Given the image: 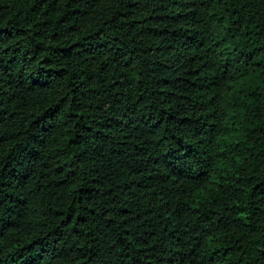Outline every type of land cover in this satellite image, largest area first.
I'll return each mask as SVG.
<instances>
[{
    "label": "trees",
    "instance_id": "trees-1",
    "mask_svg": "<svg viewBox=\"0 0 264 264\" xmlns=\"http://www.w3.org/2000/svg\"><path fill=\"white\" fill-rule=\"evenodd\" d=\"M0 264H264V0H0Z\"/></svg>",
    "mask_w": 264,
    "mask_h": 264
}]
</instances>
